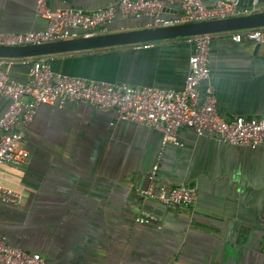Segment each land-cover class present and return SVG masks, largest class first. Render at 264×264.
Segmentation results:
<instances>
[{
	"label": "crops",
	"instance_id": "crops-1",
	"mask_svg": "<svg viewBox=\"0 0 264 264\" xmlns=\"http://www.w3.org/2000/svg\"><path fill=\"white\" fill-rule=\"evenodd\" d=\"M117 1L49 0L47 6L90 12ZM215 1L201 0L205 6ZM178 15L174 5L162 13L166 19ZM149 21L116 17L104 33L147 27ZM44 27L34 0H0V33ZM191 51L178 39L145 50L55 55L47 62L52 72L67 76L180 91ZM207 56L209 77L198 91H212L216 115L264 117V45L216 34ZM27 69L15 61L6 72L23 83ZM6 106L0 97V116ZM176 142L161 147L159 133L85 104L39 106L22 131L26 162L0 167V186L22 195L17 206L0 203V236L44 264H264L258 232L264 226V145L226 146L188 129L177 132ZM153 166L156 191L180 183L194 187L191 207H166L137 195L148 186ZM142 211L156 220L135 224Z\"/></svg>",
	"mask_w": 264,
	"mask_h": 264
},
{
	"label": "built area",
	"instance_id": "built-area-1",
	"mask_svg": "<svg viewBox=\"0 0 264 264\" xmlns=\"http://www.w3.org/2000/svg\"><path fill=\"white\" fill-rule=\"evenodd\" d=\"M49 0H34V13L45 21V27L27 33H0V46H25L52 41L89 38L104 34V27L116 17L120 19H150L147 27H167L203 21L251 15L264 10L252 0L248 6H239L238 0H216L205 6L201 0H118L114 4L85 12L80 9H50ZM174 5L179 15L173 19L162 17L166 6ZM230 40L242 39L264 45V27L231 32ZM191 46L187 57V72L180 91L147 86H129L67 76L49 69L47 57L33 59H0V97L7 106L0 116V167L7 164L19 167L26 162L28 152L22 146V131L32 121L39 106L60 107L64 102L81 103L100 112H113L116 120L130 122L155 131L160 145H177L180 129L191 130L196 136H212L226 146L254 149L264 145V117L244 119L232 117L223 120L216 115L215 97L209 88L199 94L198 86L209 77L208 47L210 35L184 38ZM154 43L132 45L145 50ZM15 61L28 66L26 80H9L6 69ZM156 167L148 176V186L137 195L163 206L172 204L189 208L195 201L194 187L178 184L169 190L152 185ZM22 195L0 186V203L17 206ZM156 218L142 211L134 218L137 225H147ZM0 264H44L42 257L7 245L0 236Z\"/></svg>",
	"mask_w": 264,
	"mask_h": 264
},
{
	"label": "water",
	"instance_id": "water-1",
	"mask_svg": "<svg viewBox=\"0 0 264 264\" xmlns=\"http://www.w3.org/2000/svg\"><path fill=\"white\" fill-rule=\"evenodd\" d=\"M251 1L252 0H238V4L239 6L244 7L250 5ZM255 1L259 5L264 4V0ZM261 27H264V10L240 17L172 25L167 27H143L134 30L104 33L89 38L79 37L25 46H0V59L21 60L50 57L69 53L129 47L142 43L172 41L192 36L226 34ZM243 149L253 150L249 148ZM148 176L149 173H147L146 178H148ZM170 188L171 187L168 186L165 189L167 191ZM165 206L176 208V206L172 204ZM245 230H247V234L246 238L244 237V241L252 236V228ZM258 232L260 236L259 247L264 250V226L260 227Z\"/></svg>",
	"mask_w": 264,
	"mask_h": 264
}]
</instances>
